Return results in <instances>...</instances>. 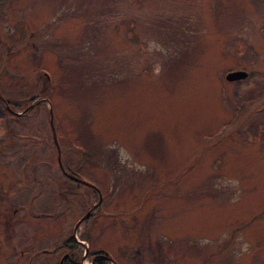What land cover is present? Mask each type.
Returning a JSON list of instances; mask_svg holds the SVG:
<instances>
[{
	"label": "rangeland",
	"instance_id": "1",
	"mask_svg": "<svg viewBox=\"0 0 264 264\" xmlns=\"http://www.w3.org/2000/svg\"><path fill=\"white\" fill-rule=\"evenodd\" d=\"M0 43V264H264V0H0Z\"/></svg>",
	"mask_w": 264,
	"mask_h": 264
},
{
	"label": "flooded vegetation",
	"instance_id": "2",
	"mask_svg": "<svg viewBox=\"0 0 264 264\" xmlns=\"http://www.w3.org/2000/svg\"><path fill=\"white\" fill-rule=\"evenodd\" d=\"M236 69L246 70L247 73L244 77L229 80L231 82L232 81L237 82L241 79L246 78L250 74L249 70H247L246 68L241 67V66H237L236 68L228 69L226 71L228 72V71H232V70H236ZM93 210H95V207H93L92 209L89 210V214L86 217H88L93 212ZM84 219L85 218L81 219L80 222H82ZM80 222L78 224H80ZM81 231L86 233L88 231V228H83ZM78 242H81V241H78ZM68 246H69V244H66L67 248H68ZM73 246L74 245H72L71 247H73ZM86 246H90V245L88 244ZM70 251L66 250L60 255L61 262L59 263V261H58L59 264H68L69 262H75L76 263V262H80L81 259H83V258H88V260H89L88 264H122L121 263L122 259H120L119 257H118V259H115L111 255H108L102 249L92 248L91 246H90V249H85V251L79 257V259L75 258L74 255ZM161 253L163 256L165 255L167 257L166 262H164L163 256L159 255V253L153 254L152 252H128L126 254V256H127V258H129L130 255L134 256L135 254H138L140 256V261L142 264H155V262H160V264H182V262L180 261V258H179V252H161ZM81 263L84 264V262H81Z\"/></svg>",
	"mask_w": 264,
	"mask_h": 264
},
{
	"label": "water",
	"instance_id": "3",
	"mask_svg": "<svg viewBox=\"0 0 264 264\" xmlns=\"http://www.w3.org/2000/svg\"><path fill=\"white\" fill-rule=\"evenodd\" d=\"M245 75H246V71H245V70H242V69H236V70H232V71H228V72H226V74H225V78L228 79V80H232V79H237V78L244 77ZM0 99H1V101L3 102L5 108H6L8 111H10V112H12V113H14V114H18V113H21V112H22V110H20V111H16V110L11 109V108L6 104L5 99H4L1 95H0ZM49 119H50V121H51V108H50V106H49ZM52 131H53V129H52ZM53 133H54V132H53ZM53 140H54V143H55V146H56V150H57V153H56V156H57V163H58V166H59L61 172H62L63 174H65V175H67L69 178L76 179V180H78V181H80V182H83V183H85V184H88V185H90L92 188H94V190H95L96 193H97V200H96V202H94V203L90 206V209H92L93 207L97 206V205L99 204L100 200H101V195H100V192H99L98 188H97L95 185L91 184L90 182H87V181H85V180H79L76 176H74L73 174L68 173V172L62 167V165H61V163H60V160H59V151H58V146H57V143H56V140H55L54 134H53ZM90 209H88L84 214H82V215L76 220V222H75V224H74V226H73L74 228H75V226L79 223V221H80L81 219L85 218V217L89 214V210H90ZM74 228H73V229H74ZM61 258H62V257H61ZM60 262H61V260H59V263H60Z\"/></svg>",
	"mask_w": 264,
	"mask_h": 264
},
{
	"label": "trees",
	"instance_id": "4",
	"mask_svg": "<svg viewBox=\"0 0 264 264\" xmlns=\"http://www.w3.org/2000/svg\"><path fill=\"white\" fill-rule=\"evenodd\" d=\"M0 45H1V43H0ZM0 95L2 96L1 93H0ZM2 97H3V96H2ZM3 98L5 99L6 104H7L11 109L14 110L13 107H16L17 104H16V103L14 104V102L11 101L10 99H8L7 97H3ZM0 102L2 103L3 107L5 108V106H4L3 102L1 101V99H0ZM29 103H30V102H26V103L23 102L24 105H22V106H24V107H22V109H21L22 112H21V113L14 114V113H12V112L9 111L10 114H11V116H12V115H15V117L18 116V118H20V116L26 115V113L28 114L29 112L33 111V110L35 109V107H36L39 103H41V100H40L38 103L35 102L33 105L30 104V106L28 105ZM5 109H6V108H5ZM19 111H20V110H19ZM11 116H10V117H11ZM68 264H77V262H76V263H75V262H69Z\"/></svg>",
	"mask_w": 264,
	"mask_h": 264
}]
</instances>
